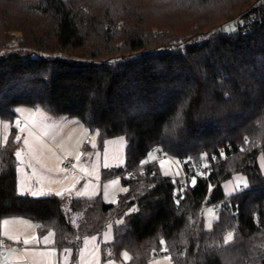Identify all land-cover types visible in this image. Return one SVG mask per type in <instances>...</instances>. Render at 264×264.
<instances>
[{"label":"trees","instance_id":"1","mask_svg":"<svg viewBox=\"0 0 264 264\" xmlns=\"http://www.w3.org/2000/svg\"><path fill=\"white\" fill-rule=\"evenodd\" d=\"M259 1L0 0V50L17 46L0 58V119L10 123L8 141L0 143V223L29 219L39 234L54 232L50 245L71 248L72 257L85 236L113 223L102 261L125 250L128 264H147L159 253L172 257L170 264H264ZM172 18V33H152V26L174 25ZM232 21L235 28L223 31ZM20 107L76 118L97 148L124 137V165L102 169L103 177L120 175L126 186L117 203L18 194L20 142L12 120ZM152 149L178 159L185 180L161 174L147 157ZM234 175L247 186L226 194L223 183ZM230 232L234 240L225 245ZM0 240L3 253L11 241Z\"/></svg>","mask_w":264,"mask_h":264},{"label":"rangeland","instance_id":"2","mask_svg":"<svg viewBox=\"0 0 264 264\" xmlns=\"http://www.w3.org/2000/svg\"><path fill=\"white\" fill-rule=\"evenodd\" d=\"M173 18L171 21H173L174 25L167 22L166 24H163L164 28L161 30H157L155 26H152V33H172L170 27L177 26V22H175ZM117 23H120V20H117ZM192 26L196 28V22H190V27ZM234 28L235 22L233 21L227 22L223 25V31L225 32L231 31ZM182 41L184 40H181V42ZM15 47L17 46H14L13 48L6 46L0 50V53L5 49H8L9 51L13 50ZM31 50L37 52L34 49ZM23 108L26 107H20L18 109L21 112ZM36 112L38 115L30 116L28 118H26L25 115L18 114V116L14 117L12 120V125L17 129L15 139L18 135L21 137L19 140L20 143L18 147H16L14 154L17 150H21L22 162L16 159L18 164L17 170L19 169L18 172H21V177H24L21 179V182H24L25 180L27 182V187H29L27 194L34 196L31 194L32 192L44 193L34 196L40 197L48 195L45 191H57V189H59L58 191L60 192L66 189H71V191H65L64 195L66 194L67 197L91 198L100 196L105 202H112L113 200L117 201L119 195L125 192L123 189H126V186L122 184L120 175L107 178L103 177L102 169L117 168L124 165L126 145L124 137L116 136L107 138L104 140L102 147L97 148L93 137L89 136L86 127H84L76 118L53 116L40 109H37ZM16 121H19L20 126L25 129L23 132L16 127ZM0 122L9 125L8 129H4L0 126V143H4L3 137L4 135L8 136L10 123L8 121H2L1 119ZM29 133H31V135H29ZM25 137L29 140L27 146L24 143ZM37 137L39 139H37ZM85 143L89 145L86 146ZM77 155H80L79 161L76 159ZM63 157L70 159L73 165H77V167L74 168L77 171L76 176H70L64 172L58 171V166L60 168L61 158ZM147 157L150 160L155 159L157 161L161 174L165 175V173H168L166 176H171L172 178L182 177L180 180H185V178H183L185 177V173L183 172L181 163L178 159L168 156H160L156 149L150 150ZM263 160V154H260L259 163L262 169L264 168ZM161 161H164L165 163L162 165ZM81 169H87V173L90 174H86V172ZM242 180H244V178L241 175H234L230 180L225 181L223 183L225 193L231 194L237 190L236 186L240 184ZM67 181L70 182L68 183ZM113 181H116V183H113ZM241 186L243 185L241 184ZM76 193H85V195L77 196ZM211 212V207L205 206L204 213L207 216H211ZM71 216L73 222H77L78 215L73 213ZM112 228L113 223H110L101 234L85 236L74 257H72L71 253L69 258H65L62 255L65 248H61V264H97V261L98 264H103L101 263V244L105 243V234L110 233L113 236ZM43 236H41V239ZM91 237H96V241L91 242ZM85 239H89L90 241L87 245L84 243ZM97 247L99 250L96 259H93V257L89 255V252ZM10 249H16L18 252L8 251ZM81 249H86L84 257L79 255ZM3 250L5 253L1 256L0 264H3L5 260L11 262L12 254L21 257V248L12 245V243L5 245ZM108 252V249L105 250V253ZM123 252H125V250H122L120 253V258H111L109 262L111 261L112 264H124L122 259ZM165 256L168 255L163 253L152 255L147 264H170L171 261L165 259Z\"/></svg>","mask_w":264,"mask_h":264},{"label":"snow or ice","instance_id":"3","mask_svg":"<svg viewBox=\"0 0 264 264\" xmlns=\"http://www.w3.org/2000/svg\"><path fill=\"white\" fill-rule=\"evenodd\" d=\"M226 30H229V29H226ZM15 124H16V127L19 128L21 132H23L25 130L23 127L20 126V122L19 121H16ZM0 126H2L4 129H8L9 128V125L8 124L2 123V122H0ZM29 135H31V133H29ZM16 139H17V142H19V140L21 139V137L18 135ZM37 139H39V138L37 137ZM7 141H8V136L7 135H4V137H3L4 144H6ZM24 143H25L26 146L29 144V140H28L27 137L24 138ZM245 143L246 144L248 143L247 138H245ZM241 151H243V149H241ZM15 156H16V158H17L18 161H21L22 162L21 150H17V152L15 153ZM76 159H77V161H79L80 160V155H77ZM164 163H165L164 161H161V164L162 165ZM76 167H77V165L74 164L73 165V168H76ZM204 167H207V166L205 165ZM81 170L84 171V172H86V174H90V173H87V169H81ZM17 171H19V169ZM58 171L59 172H65L66 170L63 169V168H59V166H58ZM167 174L168 173H165V175H167ZM113 183H116V181H113ZM194 183H195V178H193V184ZM241 184L244 187H246L247 186L246 180H242L240 182V184H238L236 186L237 187V190L239 189V187L241 186ZM17 191H18V194L23 195L26 191H29V189L25 188V186L23 185V183L18 179L17 180ZM49 191H51V190H49ZM65 191H71V189H66V190H63V191H60V192H56L55 195L62 196V195H64V192ZM123 191H127V189H123ZM31 194L35 196V195H41V194H44V193H42V192H32ZM76 195L77 196H82V195H85V193H76ZM177 202L179 203V201H177ZM112 203H117V201L113 200ZM2 223H3L4 226H7L9 224V221L8 220H4ZM116 223L117 224H120V223H122V221H117ZM209 227H211V224L209 225ZM2 235L5 238H7L8 240H11V241H13L15 243H20V237L18 235H16V236H10L7 231H4L2 233ZM54 235H55L54 232L49 231L47 233V235H45V236L42 237V239L38 235H34L32 237H28V238L23 239V242L22 243H23V246H24V253H25L26 256L33 257V264H38V260L36 258H49L50 259L52 256H54L56 254L55 253V250L52 249V248H47L46 250L38 251V250H36L35 248L32 247L33 244L39 245L40 243H43L45 246L52 244L54 242L53 239H52L54 237ZM234 237H235V234L234 233H232V232L228 233V235L224 238V244L225 245H228V244L232 243L233 240H234ZM112 239H113V236L110 233L109 234H105V241H104L105 243L110 242ZM90 241L91 242H95L96 241V237H91L90 238ZM90 241H89V239H85V241H84L85 245H87ZM160 244L162 246L165 245V241L164 240H161L160 241ZM2 246H3V240H0V248H2ZM98 250H99L98 247L95 248V249H93L91 252H89V255L92 256L93 259H96ZM163 250L165 252H167V248L166 247H164ZM8 251L15 252L16 249H10ZM85 251H86V249H81L79 255L81 257H84ZM71 253H72L71 248H65L64 251H63V253H62V255L65 258H69L71 256ZM2 254L3 253H0V255H2ZM108 255L110 256L111 253H109ZM21 259H23V257H21ZM122 259L124 261V264H128V262L132 259V257L129 256V254H128L127 251H125V252L122 253ZM165 259H167V260L170 261L172 259V257L165 256ZM3 264H11V262L5 260L3 262ZM97 264H98V261H97ZM109 264H112V262L110 261Z\"/></svg>","mask_w":264,"mask_h":264},{"label":"crops","instance_id":"4","mask_svg":"<svg viewBox=\"0 0 264 264\" xmlns=\"http://www.w3.org/2000/svg\"><path fill=\"white\" fill-rule=\"evenodd\" d=\"M36 111H37V109L26 107V108H23L21 112H20V110H18V114L25 115V117L28 118L30 116L38 115V113ZM8 132H9V130H8ZM61 160H62V158H61ZM17 166H18V164H17ZM60 168H63L61 164H60ZM20 173L21 172L17 171V180L19 179L21 181V179H23L24 177H21ZM64 173H66L67 175H70V176H76L77 175V173L72 174L69 171H65ZM67 182L69 183L70 181H67ZM22 183L25 186V188H27V189L29 188V187H27L28 185H27L26 180ZM64 184H66V183H64ZM58 190L59 189H57V191L51 190V191H45V192H46V194H54L56 192H59ZM24 194H27V191ZM65 196H66V194H65ZM4 220L9 221V224L7 226H4L2 223ZM28 221H30V222H28ZM4 231H7L10 236L18 235L20 237V243H15V242H12L11 240L10 241H11L12 245H16L19 248H21V250H22L21 251V257H23V259H21V257H18V255H16V254L15 255L12 254V257H11L12 264H33V257L26 256L24 253L23 243H22L23 239L28 238V237H32L34 235H38L39 237H41L43 235H47V233L39 234L37 231V228H36V224L33 223L31 220L23 218V217H9V218L2 219V221L0 223V235L4 239H7L2 235V233ZM32 247L38 251H43V250H46L47 248H52L55 250L56 254L54 256H52L50 259L49 258H36L38 260V264H61V261H62L61 256H60L61 254H60V250H58L57 248H55L51 245L45 246L44 244H41V243L39 245L33 244ZM16 252H18V251H16ZM4 253H5V251L3 250V254ZM109 260L110 259L104 260L101 263L109 264Z\"/></svg>","mask_w":264,"mask_h":264},{"label":"built area","instance_id":"5","mask_svg":"<svg viewBox=\"0 0 264 264\" xmlns=\"http://www.w3.org/2000/svg\"><path fill=\"white\" fill-rule=\"evenodd\" d=\"M256 5H262V6H264V0H260ZM189 42L188 41H182L181 42V46H185V45H187ZM171 48H168V50H170ZM8 49H5V50H3V52H1L0 53V58H5L6 57V55H7V53H8ZM226 147L225 146H221L220 148H219V153H220V155L221 156H223V157H225L226 155H225V149ZM216 156V155H215ZM61 165H62V167L66 170V171H69V172H71L72 174H76L77 173V171L73 168V164H72V162H71V160L70 159H68V158H65V157H63L62 158V160H61ZM198 170H199V168H198ZM187 176V174H185V177ZM188 179H190V178H188ZM241 187H243V186H241ZM213 213L214 214H217L218 213V207L217 206H215L214 208H213Z\"/></svg>","mask_w":264,"mask_h":264},{"label":"water","instance_id":"6","mask_svg":"<svg viewBox=\"0 0 264 264\" xmlns=\"http://www.w3.org/2000/svg\"><path fill=\"white\" fill-rule=\"evenodd\" d=\"M213 191H214V188H211L210 191L208 192V199H210L212 197ZM204 205H206V202Z\"/></svg>","mask_w":264,"mask_h":264}]
</instances>
